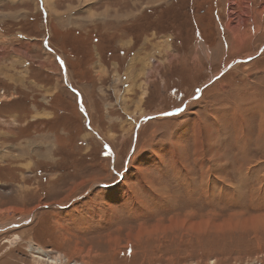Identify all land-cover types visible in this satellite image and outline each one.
<instances>
[{"label":"rangeland","instance_id":"obj_1","mask_svg":"<svg viewBox=\"0 0 264 264\" xmlns=\"http://www.w3.org/2000/svg\"><path fill=\"white\" fill-rule=\"evenodd\" d=\"M240 5L0 0V264H264V0L234 30Z\"/></svg>","mask_w":264,"mask_h":264},{"label":"bare ground","instance_id":"obj_2","mask_svg":"<svg viewBox=\"0 0 264 264\" xmlns=\"http://www.w3.org/2000/svg\"><path fill=\"white\" fill-rule=\"evenodd\" d=\"M231 1H234V0H231ZM249 0H240V3H241V8L243 9L241 12H239V15H240V19H239V25H237L236 27H234V30L236 28H239L241 27L243 29V27H245V25L247 24L248 21H250V17L246 16L245 14V9H247V4H248ZM239 4V3H237ZM249 13V12H248ZM239 112V111H238ZM244 119V118H243ZM259 138V137H258ZM243 157V156H242ZM242 159V158H241ZM241 161V160H240ZM247 162L248 160L247 159H244L243 162L241 161L242 164H244V162ZM233 163V162H232ZM246 164V163H245ZM240 170V169H239ZM186 171V170H185ZM242 172V171H241ZM240 174V173H239ZM219 177V176H218ZM240 178V177H239ZM226 190V189H225ZM256 223V222H255ZM258 223V222H257ZM260 224V223H259ZM40 260L41 257L39 258ZM48 260V259H47ZM49 261V260H48ZM57 261L55 260L54 263H56Z\"/></svg>","mask_w":264,"mask_h":264},{"label":"crops","instance_id":"obj_3","mask_svg":"<svg viewBox=\"0 0 264 264\" xmlns=\"http://www.w3.org/2000/svg\"><path fill=\"white\" fill-rule=\"evenodd\" d=\"M240 165V164H239Z\"/></svg>","mask_w":264,"mask_h":264}]
</instances>
